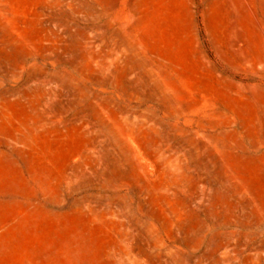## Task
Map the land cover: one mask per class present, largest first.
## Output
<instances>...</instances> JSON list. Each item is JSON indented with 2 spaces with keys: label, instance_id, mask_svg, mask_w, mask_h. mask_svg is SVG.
Returning <instances> with one entry per match:
<instances>
[{
  "label": "rangeland",
  "instance_id": "rangeland-1",
  "mask_svg": "<svg viewBox=\"0 0 264 264\" xmlns=\"http://www.w3.org/2000/svg\"><path fill=\"white\" fill-rule=\"evenodd\" d=\"M0 264H264V0H0Z\"/></svg>",
  "mask_w": 264,
  "mask_h": 264
}]
</instances>
